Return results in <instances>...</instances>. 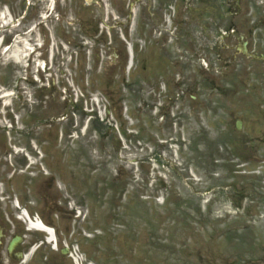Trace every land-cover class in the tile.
<instances>
[{
    "label": "rangeland",
    "instance_id": "1",
    "mask_svg": "<svg viewBox=\"0 0 264 264\" xmlns=\"http://www.w3.org/2000/svg\"><path fill=\"white\" fill-rule=\"evenodd\" d=\"M53 2L0 0V36L4 37L0 45V92L11 94L13 107L10 113L20 114L17 126H21L24 112L33 115L29 127L37 136L36 153L45 158L47 146L52 148L50 168L45 167L46 161L43 162L41 157L34 165L37 169L51 171L56 185H60L57 188L71 201L65 205L64 200H58L59 204L69 211V207L76 206L82 212L79 217H71L68 210L60 212L55 207L33 209L58 228L66 227L62 237L84 264H194L198 263L199 253L206 256L207 261L219 264L220 259L229 257L219 252L222 240L203 235L197 224L199 208L210 205L207 203L210 194L198 197L192 178L187 179L188 184L186 178L172 172L174 170L168 164L167 158L173 153L176 168L183 163L182 168L200 173L203 190L209 184L202 174V165L198 172L189 161L191 147L175 145L164 153L159 152L157 139L161 133L156 130L159 124L156 110L139 107L140 99L133 91L137 84L133 88L124 87L120 68L111 63V49L95 41L93 30L98 28L95 8L82 5L81 0H56L55 10L51 13ZM6 10L13 21L1 26V14ZM7 38L11 47L4 52V47L8 46ZM27 41L28 55L17 61L12 57L11 49L18 48L16 45L24 48ZM33 49L36 51L31 55ZM150 52L148 48L140 53L141 62L146 60L148 67L155 66L150 60ZM194 60L189 62L191 86L197 90L193 94L202 95L206 99L203 104L222 106L225 109L224 113L219 112L222 120L229 119L226 109L235 108L231 103L256 100L258 94L248 82L251 74L247 73L244 62L238 61L236 67L231 68L222 63L226 67V77L222 79L217 76L216 67L220 64L217 59ZM204 61L210 65L207 71L202 64ZM161 65L170 68L171 72H183L181 62L179 66L174 63ZM124 77L130 78L131 82L137 79L135 70ZM235 81L240 84L238 93L234 92ZM216 87L230 89L226 90L229 94L220 95ZM42 94H46L44 101ZM147 95L145 92V98ZM98 101H101L99 105ZM246 106H242V115L247 112ZM217 107L207 110L203 106L193 117L198 160L205 162V171L208 170V159H215L223 150L220 137L211 136L212 142L207 137L198 139L202 137L199 130L208 124L214 126L218 120L214 114ZM1 118L0 125L5 129L0 131L2 145L8 149L14 144L25 145L23 138L17 137L12 122L6 124L5 118ZM5 125L10 127L6 129ZM40 132L49 136L51 143H47L46 138L43 143L42 139L38 140L37 133ZM113 132L118 133L117 144L112 142ZM184 135L187 137V130ZM156 153H162L166 160H161ZM186 154L188 158L184 156ZM10 159L12 163L18 160L14 156ZM4 171L0 167V193L7 185L6 180H2ZM215 217L213 214L210 220L216 228L229 225L227 218L217 221ZM209 232H212L210 227ZM41 235L34 234V237ZM236 243L241 245V242ZM252 254L261 256L259 252ZM60 255L62 258L47 244L40 249L36 259L44 261L47 256V264L50 259L59 264L62 259L66 264L72 263L69 256Z\"/></svg>",
    "mask_w": 264,
    "mask_h": 264
},
{
    "label": "flooded vegetation",
    "instance_id": "2",
    "mask_svg": "<svg viewBox=\"0 0 264 264\" xmlns=\"http://www.w3.org/2000/svg\"><path fill=\"white\" fill-rule=\"evenodd\" d=\"M99 1L91 0L88 5H100ZM112 2L116 5H113ZM208 2L217 9L218 5L214 0H209ZM223 2L226 6V11L225 13H221L219 10V20L222 21V26L226 30L232 32L228 37L234 40L236 36L235 29L237 30L239 28L238 26L242 21L241 14L245 11L243 1L241 0L240 5L239 0H223ZM144 3H146V7L142 10V14L146 13L149 7L154 8L151 17L145 21L146 24L150 25V29L147 31L150 36H154L153 33L157 32L161 34L160 30L164 24V17L167 14H174L176 17L174 29L180 33L183 46L189 43L192 45L194 43L195 45L194 52H190V56H199L196 50L200 51L202 49V53L204 52V48L208 44L211 36H200V38L195 36L197 29L203 26L200 22V17L204 21L199 6L192 8L193 10L189 9L191 0H145ZM108 4L115 6L114 9L117 12L125 13V10H120L121 6L115 3L114 0ZM259 8L264 49V0H259ZM197 11H199L200 15H195ZM204 12L208 14L209 18L212 17L207 11ZM103 14V10L102 12L98 11L97 16L99 18L96 20L95 25L99 26L101 24V26L107 27L110 31L107 33L105 30H101L99 41L102 46L116 50L115 55L119 58L118 62L120 64V70L122 71L127 62V46H125L121 34H123L124 39L128 40L130 38L133 40L132 27L126 17L123 18V22L117 21L116 17H112V15H108L104 19L107 23H104L102 20ZM184 14H187V17ZM215 16L217 17L216 12ZM204 22L208 25V22ZM210 25L212 28L219 26L213 20H210ZM246 41L248 48L250 41ZM149 42L152 43L151 41ZM242 45L245 46L244 40L242 41ZM185 46L182 58L186 60L185 62H181L183 72H171L170 68L166 69L165 66L161 67L158 65L166 61L164 59L165 56H162V60L158 59L155 64L156 66L158 65L157 67H147L144 61L141 62V66L136 65L137 67L134 68L137 79L133 83L137 84V89L143 104L142 106L157 107L159 113L164 116L160 130L173 131L174 134L171 137L169 136V132L166 133L167 138L165 141L169 143H180L181 147H186V144H188L191 147L190 150H192V156L191 158L189 157V161H192L195 165V170L198 171L200 161L198 160V150L196 149L198 140L194 127L195 118L193 117L198 109L203 108L204 105H199V103H203L204 100L202 95L198 96L193 94L197 90H193V86H191V75H189L188 65V62L193 60L188 57ZM234 46L235 43H233L231 48ZM214 51L218 53V46L215 47ZM166 57H169V55ZM251 58H258L262 62V67H264V55H254ZM139 62L140 59L138 57L137 64ZM171 63L179 66L176 60H172ZM127 86L130 87L131 85L127 84ZM148 86L152 89L153 93L148 94L146 99L145 92H150L145 89ZM256 92L259 96L264 97V94H260L261 89ZM194 103H197V105H194ZM246 104L248 106L244 110H247V112L242 115V106ZM231 105L235 106V108L226 109L229 119L225 121L221 119L216 126L220 133L221 142L223 143L221 146L223 150L216 154L218 158L213 159L212 157L211 160L208 159L210 169L206 177L212 181V184L204 191L200 187L197 190L200 198L207 194L213 197L211 206L205 210L202 208L199 209L200 216L197 224L201 226L203 235L211 239L222 240L221 243L224 247L220 249L229 257L222 259L221 264H263L264 98H259L251 102L245 101V103L235 102L231 103ZM205 106L207 107V105ZM224 110L219 105V111L224 113ZM24 115L21 122L22 127L20 129L15 127L14 131L17 137L20 136L23 138L25 144L17 148L26 149L30 148L36 142L35 139H37V136H35L34 129L29 127L33 123V115ZM185 130L188 131L187 137L184 135ZM208 134L209 132L204 130L203 135L207 136ZM44 136L38 133V140L42 139L43 143V140L46 138L47 143H51V138ZM202 138L200 137L198 139L202 140ZM166 146L167 144L162 143L161 148ZM51 149V147L47 146L43 160V162L46 161V168H50L49 159L52 155ZM12 156H17V162L12 163L8 159ZM3 157L7 161H3L5 160ZM220 159L225 161L223 164V169H225L226 173L225 176H222L221 171L219 172V166L215 168L214 162H219ZM0 167H3V170H5L3 179L7 181L9 191L6 194V202L0 201V264H21L22 259H27L37 239L31 238V233L25 228L24 224L13 216V212L10 209L12 206V197L16 195L15 191H18L20 194L19 197L24 201L23 204L25 206L34 204L37 207H47V205L53 207L58 201L55 191V178H53L51 171L46 168L41 174L35 173L30 168L27 158L22 155H15L13 149L5 148L2 145L1 140ZM181 174L183 175V173ZM240 176L244 177V179H241ZM236 177H239V179H236ZM59 196L62 198L63 195L60 194ZM1 198L3 197L0 196ZM213 214H215L217 221H219V218H227L229 225L222 224L223 227L216 228L214 222L210 220ZM211 225L213 226L211 227ZM209 227L212 232L208 233ZM244 238L246 241L243 240ZM233 239H237L236 242H241V245L239 246ZM257 252L261 253V256L252 254ZM32 261L33 259H31L30 263ZM202 262V264H213L205 259ZM51 264L58 263L52 262Z\"/></svg>",
    "mask_w": 264,
    "mask_h": 264
},
{
    "label": "bare ground",
    "instance_id": "3",
    "mask_svg": "<svg viewBox=\"0 0 264 264\" xmlns=\"http://www.w3.org/2000/svg\"><path fill=\"white\" fill-rule=\"evenodd\" d=\"M1 20L5 25L9 24L11 22L10 20V15L9 13L6 11L2 12L1 14ZM2 41L0 40V45H1ZM11 46H8V48H6L5 50H3L4 52H7L9 49H10ZM16 49H11V52H13L14 55H12V57H14L17 61L23 59L25 56L28 55V52L27 50L29 49V45H28V41L26 43V47L24 48H19V45L17 46L16 45ZM19 51V52H18ZM18 52V53H17ZM23 217H25V213L23 214ZM26 218V217H25ZM29 227L32 228V229H43L48 238H47V242H52V243H55L53 242L54 241V238H53V234H54V231L51 229V227H46L44 226L41 221L37 220V221H34V222H31L29 224ZM74 261L77 263V264H82L79 260V258L77 256L74 255Z\"/></svg>",
    "mask_w": 264,
    "mask_h": 264
}]
</instances>
